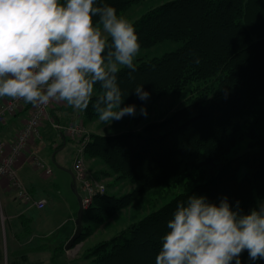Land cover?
Returning <instances> with one entry per match:
<instances>
[{"label":"trees","instance_id":"16d2710c","mask_svg":"<svg viewBox=\"0 0 264 264\" xmlns=\"http://www.w3.org/2000/svg\"><path fill=\"white\" fill-rule=\"evenodd\" d=\"M141 1L98 3L113 6L121 15ZM132 24L140 50L165 40L180 41L181 45L161 56L135 62L132 78L129 70H121L118 85L124 95L122 106H138L198 84L189 102L140 129L116 134L90 132L86 141L71 138L83 147L88 161L95 162L96 167L101 163L99 176L133 185L124 194L111 193L107 187L97 194L84 209L82 232L73 245L85 241L95 226L121 210L134 203L135 207L142 206L157 188L188 190L157 209L137 214L116 236L80 253V258L95 264H155L176 202L188 195H204L215 203L226 196L233 206L239 201L244 212L264 202V0H170ZM137 85L150 93L146 101L136 96ZM96 87L99 91V85ZM97 119L90 104L79 112L77 121L57 120L62 125L79 122L86 128ZM13 221L12 227H20L13 229L17 238L33 241L19 254L44 249L50 252V264H63L70 236L56 239L59 231L53 232L55 239L42 238V234L35 237L36 230L26 215ZM241 260L242 264H252L247 253Z\"/></svg>","mask_w":264,"mask_h":264},{"label":"clouds","instance_id":"9594fccd","mask_svg":"<svg viewBox=\"0 0 264 264\" xmlns=\"http://www.w3.org/2000/svg\"><path fill=\"white\" fill-rule=\"evenodd\" d=\"M140 48L134 25L98 0H0V99L77 112L91 104L105 125L135 116L136 105L122 106L118 74L132 78ZM134 91L150 96L143 85ZM244 253L264 261V202L244 212L226 196L192 194L176 202L155 264H242Z\"/></svg>","mask_w":264,"mask_h":264},{"label":"rangeland","instance_id":"374dc122","mask_svg":"<svg viewBox=\"0 0 264 264\" xmlns=\"http://www.w3.org/2000/svg\"><path fill=\"white\" fill-rule=\"evenodd\" d=\"M167 1L170 0H142L139 3L131 5L127 10L121 13V15H123L131 23H133L149 10ZM180 45V41L165 40L151 47L143 48L140 50L138 56L135 59V62H139L142 59L161 56L165 52L178 48ZM195 84H198V82L189 85L182 91L168 92L159 99L136 106L137 114L135 116H125L123 119L119 121H113L109 125H105L104 123L100 122L99 119H97L90 122L85 129L88 133L97 132L102 134H116L128 130L140 129L147 123L153 120L160 119L189 102V98L192 95H195V91L193 90ZM196 94L198 95V93ZM141 107L147 109L146 117L140 114ZM36 139L32 141V144L33 142H36ZM68 145L69 146H67L66 149L63 150V155H65L66 159L65 167L61 168L58 164L52 161L51 167L53 169V174L48 176L47 174L42 172L44 176H47L51 182H54L56 184L55 188L52 191L51 197V199L54 200L53 202H55L56 211H51L49 209V206L47 208L45 207L44 209H38L33 205H28V207L33 208L31 210H33L32 212L34 213L33 215L35 219L41 220L48 217H53V221L55 223L57 221L59 222V227L54 231L55 233H58L59 231L61 233V230H64L68 226L69 220H75L78 217L80 208L78 197L73 188V178L71 173L69 172V170L73 169L74 159L77 156L79 147H77L74 151L70 144ZM82 156L85 161L86 167L88 168L87 159L84 153H82ZM35 168H37L36 165ZM103 180V183L107 188H109L111 193L120 195L132 190L133 188V185L130 184V182H128L127 180L116 181L109 178ZM12 190L14 191V196L10 195L11 204L14 205V212L17 214V212L21 209V207H19V204L22 200L16 196L15 189L12 188ZM185 190L188 189H181L176 187H171L168 189L157 188V192L149 194V197L147 196V200L141 204L142 206L135 207L136 203H134L128 208L121 210L115 217L109 219L101 225L95 226V230L87 239H85V241L72 245L69 249H65L66 254L63 264H95L91 260H84L80 258V253L83 250L94 246L102 240L110 239L116 236L122 230L127 228V226L133 220V217L137 214H139L138 216H140L145 214L146 211L157 209L169 202L177 193ZM150 202L151 204H149ZM2 204H4V200ZM152 204L153 206H151ZM1 207V219L3 221L7 222L9 220H14L18 216L16 215L15 217L8 219L6 213L4 212L3 205H1ZM36 230L38 229L36 228ZM36 232L34 233L35 237H37ZM50 236L52 239H55L56 235H54L53 233ZM44 264H50L48 255H44Z\"/></svg>","mask_w":264,"mask_h":264},{"label":"crops","instance_id":"0c3cea01","mask_svg":"<svg viewBox=\"0 0 264 264\" xmlns=\"http://www.w3.org/2000/svg\"><path fill=\"white\" fill-rule=\"evenodd\" d=\"M7 99L9 98L0 99V106L5 101H7ZM32 108L33 105L28 107V104H25L19 112L11 115L5 123H1L0 138L6 143H11L14 141L17 133L28 120ZM51 113H53L56 117L57 123L59 122L57 119H60V122L62 123L77 121L79 115V112L74 111L71 107L67 106L66 103L54 101L53 105L49 108V116L45 119L42 125L41 137L36 139V142L31 144L28 151H25L22 153V155H20L17 161V167L22 180L28 187L29 191L37 198H46L48 201L46 208L49 206V209L54 211L56 206L55 202H53L54 200H52L51 197L52 191L56 184L51 182L47 176H44L42 173L43 171L35 168L33 160H31V155L33 153L36 154L50 166L53 161L61 168H64L66 159L65 155H63V150L69 146L68 144H70V146L75 151L78 147V141H74L65 135L67 137L66 138L60 130L54 127V122L56 121L50 117ZM87 164L89 174L93 179H103L97 173V168H99L101 163H97L96 167L95 162L87 160ZM10 195L14 196V191L12 190L8 180L5 177L0 176V264H44V255H48L50 262V252L48 250L38 249L33 251L31 249L26 252L25 255L21 253L19 254L18 251L28 247V244L32 239L27 237H23V239L17 238L13 229L15 228V230H18L20 227L18 225L12 227L14 224L13 220L7 221V224L1 219V205H3L4 212L6 213L8 219H11L16 215H26L27 219L29 220L27 222H29L30 227L34 228L35 230L37 228V234L44 235H39L42 238L50 237L51 233H53L59 227V222L57 221L55 223L53 221V217H48L41 220L35 219L33 215L34 213L32 212L33 210H31L33 208L28 207V205L23 201H21L19 204L21 209L16 214L14 212V205L11 204ZM3 200L4 204H2ZM75 229V220H69L68 226L64 230H61L59 237H56V239H64L68 236L71 237ZM26 258L30 260V262H27Z\"/></svg>","mask_w":264,"mask_h":264},{"label":"built area","instance_id":"2783aa9c","mask_svg":"<svg viewBox=\"0 0 264 264\" xmlns=\"http://www.w3.org/2000/svg\"><path fill=\"white\" fill-rule=\"evenodd\" d=\"M54 101L46 106H33L25 125L17 133L16 138L11 143H6L0 138V176L5 177L10 186L15 189L16 196L25 204L33 205L38 209H44L47 206L46 198H37L25 186L17 167V161L23 152L28 151L32 141L41 137V128L46 118L49 116V108ZM24 107L22 100L16 101L7 99L0 106V124L5 123L9 116L15 114ZM54 127L72 139L83 137L86 141L88 132L85 127L79 123H70L62 125L54 122ZM77 156L74 159L73 172L77 182L78 190L82 195V204L87 209L93 202L97 194L106 191V185L99 179L90 177L85 161L83 159V147L78 149ZM31 160L37 168L48 176L53 174L52 167L36 154L31 155Z\"/></svg>","mask_w":264,"mask_h":264},{"label":"water","instance_id":"95a60500","mask_svg":"<svg viewBox=\"0 0 264 264\" xmlns=\"http://www.w3.org/2000/svg\"><path fill=\"white\" fill-rule=\"evenodd\" d=\"M69 172L71 173L72 178H73V188H74V192L76 193V195L78 197L80 208H79V212H78V217L75 219L76 229H75L73 235L67 241V243L65 245V249H69L75 243L76 239L80 236V234L82 232L83 215H84V207L82 204V195L78 190L77 182H76L75 175H74L73 171L69 170Z\"/></svg>","mask_w":264,"mask_h":264}]
</instances>
